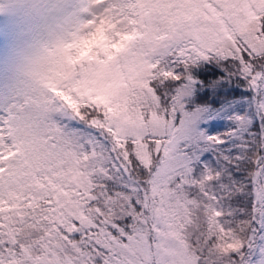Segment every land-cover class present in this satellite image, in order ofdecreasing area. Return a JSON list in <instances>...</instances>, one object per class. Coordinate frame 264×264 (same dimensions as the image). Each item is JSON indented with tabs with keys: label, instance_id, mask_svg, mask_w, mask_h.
Masks as SVG:
<instances>
[{
	"label": "snow or ice",
	"instance_id": "1",
	"mask_svg": "<svg viewBox=\"0 0 264 264\" xmlns=\"http://www.w3.org/2000/svg\"><path fill=\"white\" fill-rule=\"evenodd\" d=\"M13 8L0 264H264V0Z\"/></svg>",
	"mask_w": 264,
	"mask_h": 264
},
{
	"label": "trees",
	"instance_id": "2",
	"mask_svg": "<svg viewBox=\"0 0 264 264\" xmlns=\"http://www.w3.org/2000/svg\"><path fill=\"white\" fill-rule=\"evenodd\" d=\"M12 1L14 0H0V6H2V9H0V11L3 12V14L0 12V22L6 24V21L11 18L13 14V8L11 7Z\"/></svg>",
	"mask_w": 264,
	"mask_h": 264
},
{
	"label": "rangeland",
	"instance_id": "3",
	"mask_svg": "<svg viewBox=\"0 0 264 264\" xmlns=\"http://www.w3.org/2000/svg\"><path fill=\"white\" fill-rule=\"evenodd\" d=\"M16 4V0H14V1H12V3H11V7L13 8V6ZM13 13H14V8H13ZM16 17L14 16V14H12V16H11V20L10 19H8V21H6L7 23L6 24H8V23H11L14 19H15Z\"/></svg>",
	"mask_w": 264,
	"mask_h": 264
}]
</instances>
